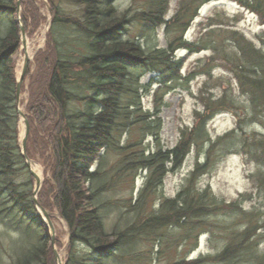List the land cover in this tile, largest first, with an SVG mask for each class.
<instances>
[{"label":"trees","instance_id":"16d2710c","mask_svg":"<svg viewBox=\"0 0 264 264\" xmlns=\"http://www.w3.org/2000/svg\"><path fill=\"white\" fill-rule=\"evenodd\" d=\"M16 1L0 0V20L7 22L0 26V226L17 235L9 241L24 236L28 240L21 251L7 242L9 264H56L48 227L32 202L35 181L19 147L13 58L21 40L15 22ZM115 1L46 0L52 25L44 49L29 64L22 83L23 92L28 80L25 116L30 132L26 154L43 168L44 175L37 201L53 223L58 217L68 229L66 264H106L121 248L136 244L143 235L151 238L173 230L184 234V239L191 235L197 238L211 227L210 219L226 214L239 215V220L225 229L228 240L213 257V264H264V251L258 249L259 239L264 238V134L248 135L237 124L223 137L214 141L209 138L206 123L212 117L232 112L236 122L241 118L233 112L237 102L229 88L215 97L208 81L199 91L203 111L196 112V126L182 132L173 148L160 145L159 116L162 91L177 89L184 79L183 60L177 53L209 51L212 56L202 67L207 69V78H211L210 65L220 63L246 99L247 119L264 130V36L259 37L258 47L234 25L210 18L201 26L198 41L184 39L202 5L220 0H182L170 20H166L169 0H145L141 9L121 13ZM228 1L255 15L264 26V0ZM62 3L80 8L81 15L65 13ZM21 6L23 26L32 36L44 17L37 0H22ZM134 23L151 30L164 27L166 45L144 46L124 40L123 35ZM149 74L156 76L143 84ZM194 75L190 73L185 81H191ZM151 85L157 86L153 113L145 112L142 105ZM133 133L138 137L130 139ZM123 135L128 137L126 146L119 144ZM145 142L155 148L146 151ZM233 149L258 171L250 176L255 194H240L227 203L198 184L219 159L216 153L224 156ZM192 151L197 162L180 191L173 198L161 200L157 211H147L152 194L162 189L166 176L178 170ZM111 152L119 156L117 177L103 170ZM138 171L147 174L144 190L127 206L136 216L131 225L124 229L116 225L109 232L101 216V210L109 205L101 199L117 183L114 179L132 177ZM104 179L106 184L98 185ZM254 198L259 206L254 203L252 211H245L242 204L254 202ZM56 246L62 247L57 234ZM78 246L83 247L81 252ZM3 252L0 245V260Z\"/></svg>","mask_w":264,"mask_h":264},{"label":"rangeland","instance_id":"374dc122","mask_svg":"<svg viewBox=\"0 0 264 264\" xmlns=\"http://www.w3.org/2000/svg\"><path fill=\"white\" fill-rule=\"evenodd\" d=\"M145 0H116L115 7L121 13L127 9L138 10L141 9ZM182 0H169L170 9L166 20H170L176 13L178 5ZM37 5L40 8V13L44 17L43 22L38 30L32 35H27V42L31 48V64L38 51L43 50L46 44L47 35L52 25V17L46 5V0H37ZM62 10L67 14L81 15V9L69 4L62 3ZM22 12V6H21ZM210 18H214L215 22H223L226 26L234 25L237 31L242 34L247 40L254 42L260 47L259 37L264 36V26H261L258 18L252 13L243 12L239 6L228 0L209 1L202 5L197 13L196 19L191 23L186 37L189 42H196L200 38L201 26L206 24ZM3 20H0V26H5ZM219 32L218 29H216ZM124 40H130L142 45H159L164 47L166 45V34L164 27L157 30L143 28L141 25L134 23L129 26L128 31L123 35ZM230 46L229 44H227ZM22 47V45H21ZM14 56L16 65V74H21L24 60H20L22 49ZM209 51L200 52L197 54H187L185 51L180 50L177 53V58L182 59L181 76L183 81L176 85L178 87L170 92L162 91L160 101V118L162 121V129L160 133V145L163 149L175 147L181 136V133L186 129L190 131L193 129L198 120L196 119V112H202V105L199 101V91L204 83L208 81L209 90L213 96H220L226 88L236 99V106L234 107L235 113L239 114L241 121L236 122L234 113H220L206 123V130L209 138L213 141L219 137H223L227 132L236 129L239 124L246 134H264L263 128L259 123L250 122L247 119L248 110L246 99L243 98L236 90L232 78L227 75L220 67V63L214 62L210 65L208 70L211 73V78H207L206 71L202 67L208 63L211 58ZM18 62L20 65L18 66ZM194 72L195 75L191 81H185V78L190 73ZM155 74H149L143 79V84H147ZM28 80L25 82V90L20 95L19 107L23 109L25 114V107L28 101ZM157 86L151 85L148 87V92L144 95L142 105L145 112H154L155 101L154 93ZM245 110V111H244ZM245 112V113H244ZM246 115V117H245ZM19 119V118H18ZM19 140H21V126L20 119L18 123ZM241 132L239 131V134ZM138 137L137 133H133L130 139ZM128 137L121 136L119 144L126 146ZM146 143V142H145ZM155 145L146 143V151L154 149ZM215 157L219 159L216 161L212 170L199 179V187L202 189L209 188L214 196L219 201L231 203L238 199L240 194H255L254 182L250 176L255 174L257 166L255 164L247 163L244 158L238 153L237 149H233L224 156H220V152L216 153ZM119 156L111 152L110 162L103 168L110 177L117 175L116 164ZM197 162L196 152L192 153L186 158L183 165L173 173L166 176L163 187L158 192L152 194V202L148 205L147 211L153 208L158 210L159 202L166 198H173L182 188V184L190 176L192 170ZM204 163V160L200 162ZM42 171L43 168L38 164ZM44 179V175L42 177ZM108 177H106L107 179ZM147 174L145 172H136L132 177H125L121 175L120 179H114L117 182L113 188L109 189L101 199L102 202L108 203L109 206L101 210V216L106 229L110 232L111 229L118 225L121 229L131 225L136 213L127 208L130 203L136 202L139 195L144 190ZM106 184V180H101L98 185ZM256 198L252 199L254 202L243 203L242 206L247 212L252 211L254 203L259 206ZM239 215L226 214L221 217L212 218L209 220L210 228L203 230L197 238L191 237L184 239L183 235L180 236L179 231L169 230L163 236H153L151 238L143 235L136 244L121 248L114 258L109 259L106 264H172L177 260H185L192 264H213V257L220 252L223 245L228 240V233L225 229H230L237 224ZM59 221V220H58ZM213 226V227H212ZM55 231L60 239L62 247L57 248V252L62 257V264H66V247L68 245V229L61 221L55 223ZM209 229L211 231H209ZM243 230V227H240ZM214 230L216 232L214 233ZM25 235V234H24ZM195 235V234H194ZM264 236V234H263ZM17 235L11 231L5 230L0 226V245L4 251L0 260V264H9L10 260L7 255V242L9 247L14 250H23L27 244V237L24 236L20 240L9 241L16 239ZM196 239V240H195ZM177 245V246H176ZM134 249L133 251L131 249ZM11 249V250H12ZM258 249L264 251V238L259 239ZM78 252L83 250V247H77ZM127 250V251H126ZM131 250V251H130ZM6 252V253H5Z\"/></svg>","mask_w":264,"mask_h":264},{"label":"water","instance_id":"95a60500","mask_svg":"<svg viewBox=\"0 0 264 264\" xmlns=\"http://www.w3.org/2000/svg\"><path fill=\"white\" fill-rule=\"evenodd\" d=\"M21 1L22 0H17L16 1V11H17V23L19 26V30H20V38H21V43L22 45H24L26 43V31L24 26L21 23V19H20V15H21ZM29 59L25 57L24 63H23V67H22V71L21 74L17 80V87H16V109H17V114L19 119H22V122L24 124V135L23 138H21L20 140V150H21V155L24 159V163L25 166L28 168L31 176L34 178L35 180V186H34V190H33V205L35 206L36 210L39 212V214L41 216H43V221L44 223L47 225L48 229H49V239H50V244L53 248V253L56 259V263L57 264H62V262H60V255L57 252V247H56V232H55V228L53 226V223L50 219V214L47 213L39 204L37 201V197L38 194L40 192V189L42 187V183H43V178L39 181L37 179V177L31 172V166L33 164H36V162H34L33 160L29 159L27 154H26V147H27V138L29 136V132H30V125L29 122L26 118V116L22 113H20L19 111V104H20V95H21V87H22V83L24 81V78L26 76L27 70H28V66H29ZM43 177V175H42Z\"/></svg>","mask_w":264,"mask_h":264},{"label":"bare ground","instance_id":"6f19581e","mask_svg":"<svg viewBox=\"0 0 264 264\" xmlns=\"http://www.w3.org/2000/svg\"><path fill=\"white\" fill-rule=\"evenodd\" d=\"M20 19H21V15H20ZM15 22L18 26V23H17V11H16V17H15ZM21 23H22V20H21ZM23 25V23H22ZM19 27V26H18ZM26 40H27V37H26ZM29 43L26 41V43L24 45H22L21 49H22V52L20 54V60H25V57L28 58L29 60H31V48L30 46L28 45ZM21 46V45H20ZM20 65V62H18V66ZM20 74H18L19 76ZM19 111L20 113L23 114V109L21 108V106L19 107ZM20 126H21V138H23V135H24V124L22 122V119H20ZM31 172L37 177V179L40 181L42 179V171L41 169L39 168V166L37 164H33L31 166ZM33 199V198H32ZM35 207V206H34ZM43 217V216H42ZM58 220H61L60 218H58ZM59 222V221H57ZM55 222V223H57ZM55 223H53V226L55 228ZM56 230V229H55ZM60 262H62V257H60Z\"/></svg>","mask_w":264,"mask_h":264}]
</instances>
